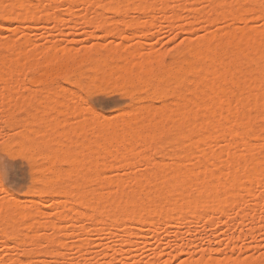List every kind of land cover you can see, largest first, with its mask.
<instances>
[{"label":"bare ground","instance_id":"1","mask_svg":"<svg viewBox=\"0 0 264 264\" xmlns=\"http://www.w3.org/2000/svg\"><path fill=\"white\" fill-rule=\"evenodd\" d=\"M42 1L0 0V21L16 19L17 14L18 16L29 14L32 18L39 16V19L40 17L46 18L47 13L49 14L52 10L55 11L56 6H59V4L62 5L61 2L66 5L68 4V8L70 7L71 9L72 7L76 9V7L79 8L81 5L88 4L90 7L86 9H92L91 7L93 6V8L95 7L93 12L95 11V14L98 13L99 15H105L103 13L104 11L108 13L106 4L119 5L123 3L125 5L124 8L117 7L111 10L110 7L109 9L112 12L115 10H119L120 13L122 11H137L151 15H155L163 7H166L170 12H173L175 8H179L180 11L181 8L182 11L187 9L189 16L187 15L186 31L192 36L195 19L205 18V16H214L217 18L219 16L225 17L229 15L233 20L242 22L245 20V16L251 13L245 12L237 15L231 9L220 10L215 7H209L207 9L201 7L203 10H194L195 8L189 5V0H51L53 6L50 3H48L50 6L45 3L46 6L44 7L42 5L41 7L40 3ZM44 1L47 2V0ZM44 1L42 4H44ZM195 1L197 2V0ZM206 1L203 3L207 4ZM58 2L59 4L56 5ZM198 2L200 1L198 0ZM207 2H209V5H212L219 4L222 0H208ZM228 2L231 3V1ZM5 4L9 5L6 9L3 7ZM173 4H178L179 7L173 8L171 6ZM98 5H104V7L101 8ZM131 5L140 6L139 10H137V7H132ZM144 5L148 7H144ZM255 11H258V9ZM40 13H42L41 16L39 15ZM43 14L45 15L44 17L42 16ZM190 36L185 46L188 57L186 60H181L177 68L175 67L176 69L172 67L173 65L165 64L161 56L146 55L138 58L137 56L142 54L136 49L121 45H97L79 51L76 54L77 56L74 54L75 52L72 53L70 50H66L67 48L60 49L55 45L46 49L35 47L34 53L30 58L31 62L33 61L34 63L33 66L40 68V70L42 69V72L39 71V74H41L40 83L44 87L38 86L37 89L39 87L43 88L41 90L39 89L38 92L45 89V94L41 92L43 100L48 97L47 100L53 101V89H50L52 83L55 82V77L60 76L63 79H67L71 72L78 74V71H73L79 70L84 65L89 66L94 71L102 70L106 72L104 75L108 73L112 74L115 71L113 65L115 66V64L120 63V59H122L123 63L125 62L124 60L127 61L125 62L126 64L129 65L130 63L128 68L129 78L134 81L138 78L142 81V85H146L144 86L146 88H149V86L150 88L153 86L159 88L163 81H167L169 83L167 84L170 85L176 79L177 74L185 77L183 92L184 103L191 102L195 108L199 109L200 121L199 125H193L186 130L184 122L179 118L181 115L180 104L176 105V107L178 106L177 110L174 111L176 108L173 109L174 114H178L177 116L167 112L166 109L161 108L155 111L150 106H146L140 111H133L135 113L132 112V115L129 114L130 117L125 118V120L123 119L124 121H121L118 126H113L106 121V123L102 122L101 124L98 123V125L96 122H88L86 119H83V121L73 126L70 132L60 134V130H57V126L61 124H59L60 119H57L58 121L54 119V123L51 120L53 117L56 118L60 113H63L62 111L65 109V105L61 101H58L60 104H63L64 108L62 107L63 109H61L58 106L59 109L56 112H52L54 111L53 107L59 103H55L52 106V111H45L46 108H50L53 104L51 101H49L51 103V105L49 104L50 107H48L49 102L46 104L47 100L45 102L47 107H43L40 105L41 103L39 105L37 104L36 107L32 105L34 106V110L31 108V112L29 111L30 113H28L31 115L29 117L33 118L32 123L34 125L32 129L34 131L38 130L40 133L42 132L43 136L30 139L31 141L29 140V142L37 147V155L41 158V161L45 162L44 164L42 163L43 166L41 164L39 168L37 167L39 169L38 178H43V183L34 190L39 195V198L40 196L47 198H41L39 200L37 197L38 199L30 200L34 202L27 209L28 214L31 216L30 222H23L22 215L16 208V205L26 204L19 202L22 199L18 200L20 198H14V201L0 203V230L10 231L13 234L20 235L21 239L16 241L19 247L25 244L27 245L30 242L34 246L28 252L32 257L42 251L52 253L49 249L39 248L40 245L35 243L38 238L52 245L54 250H57L58 245H65L60 235V233L67 231L66 225L60 222V219L63 220V218H65V221L66 218H69L68 221H72L73 224L75 222L77 224V221L81 220H85V222L90 220L91 224L96 225L101 231L109 230L110 227L125 226V231H122L127 235L125 233L122 234L128 237L130 236L127 242L131 244L133 242L132 238L140 237V233L144 228L151 230L155 226L154 229H156V224L158 225L156 217L162 216V218L168 219V224L175 217L180 220L179 218L184 216V218L191 219L193 217L195 219L199 217L198 220L201 217H207L209 220L207 218L202 220L213 223V219H216L217 216H220L217 220L222 218L221 215L225 217L226 215L224 214L225 212L228 213L229 208L233 209V207H238L242 198L245 199V203L246 200H251L250 197L255 199V197L260 196L257 188L261 185L260 175L261 171L264 170V163H262L261 159V149L264 148V139L261 136L264 133V129L259 127L261 104L258 97L261 94V87L264 85V36L259 31L255 32L247 28L241 32L224 29L219 33L210 32L197 38ZM16 42L14 40L9 42V44L12 43L10 44L12 46L7 43L3 46L2 43L0 44V107L5 106L6 103L9 107L13 105L9 101L19 96L15 87H17V84L19 86V84L24 82L22 66L15 65L16 67H13L14 65H9L10 60L7 62V55L4 51V49L7 53L12 51L7 46L14 47V49L16 47L20 50V45ZM6 47L9 48V51ZM185 49L183 52H185ZM179 52L181 53V51ZM12 54L10 52V57H12ZM115 59H118V62ZM114 60L117 63L114 62L113 64ZM121 64L120 67L124 66ZM128 65L124 67L127 68L126 66ZM197 66L202 71H199ZM124 67L121 69L124 70ZM82 69L80 70L82 71ZM116 69L118 70V68ZM119 73L117 72V75L113 77H117ZM128 81H125V83ZM129 84H132L131 81ZM232 87L242 91L246 98H251V104L248 106V119L251 121L249 125L251 130L246 137H235L232 135V128L228 127L229 123L233 127H238V120L239 122H243L244 120V103L241 104L238 115L234 105L228 104L226 101L221 102L225 95H228L229 99L235 98L234 94L230 91ZM37 89L35 87V91ZM19 98L20 101L18 100ZM16 99L23 107L29 104L23 97L19 96ZM16 99L13 102H16ZM39 100L41 101L42 99L39 98ZM54 102L57 101L54 100ZM5 108L7 112L8 109L7 107ZM66 109L64 110L65 113H72L70 111L71 109L69 110L71 113ZM89 110L92 109L89 108ZM49 115L52 116V119L48 117ZM15 117L17 116H14V119ZM8 121L10 124L13 122V116L10 113ZM55 129L58 133L53 132ZM200 133L203 134L201 135ZM164 135L168 139L170 137L169 140L177 143L175 144V155L178 161L173 166L171 165L172 167L169 166L171 168H168V170L172 173L169 175L166 174L168 165L165 161H158L152 156L148 157L145 155L149 148H153L151 139ZM24 138L26 137L22 136L21 139ZM252 139H258L259 142L257 141L255 144V141L253 140L252 142ZM220 142H225V147L223 146L224 144L220 147L218 145ZM217 145L220 150L224 149V151L218 152L220 150L218 149L217 151V148H215ZM162 147L160 148L161 150H163ZM153 149L156 152L157 149ZM245 152H247V155L243 154ZM194 157L197 158L195 163L192 162V159L195 160ZM141 161L145 162V168L147 167L146 170H148L142 176L137 175L138 177H135L133 176L134 174H128L129 176L131 175L129 180L126 178V175V177L123 175V178H121L122 176H116V179L108 176V170H112V167L115 168L118 165H127V167L131 165V167H136L139 164H135ZM62 163L68 164V166L70 165L76 175L83 176V178L89 180V182L91 181L93 184H99V189L96 192L94 188L93 191H84V188L83 191H75L77 188L71 190L64 186L68 176L63 173L64 169L60 167ZM124 177L127 182H125ZM51 182H56L57 184L50 185ZM68 184L71 186L70 182ZM78 185L80 186V183ZM113 186L115 188H112ZM151 186L153 187L151 188ZM71 187L73 188V184ZM74 187H77V185ZM82 187H84V184ZM100 187H104L106 190L102 189L103 191H100ZM246 196H248V199ZM58 197H65L68 200L67 202L72 203L69 209L74 214L70 213L71 217L70 215L66 217L67 214H62L64 213L63 211L62 213L59 212L61 213L59 215V222L57 220H41L39 218L41 217V207L48 200L57 201ZM259 203L256 202L255 205L258 207ZM241 204L239 207H241ZM79 205H83L86 211L84 210L85 212L82 211L79 213V210L82 209ZM78 206L80 208L79 210L77 209ZM260 206L262 210L264 206L261 203ZM76 213L81 214L79 220L78 217H72V215L76 216ZM215 214H217L216 217H214ZM227 216L229 217V213ZM4 221H7V224ZM72 222L68 223L72 225ZM147 226L152 227L147 228ZM131 227L135 229V232L129 231L127 233L126 231L129 230L127 228ZM44 230H49V234L46 231V233H43V236H40L41 231L44 232ZM2 231H0V236H3ZM152 231L154 230L152 229ZM155 235L158 237L159 233L156 232ZM143 236V233H141V237ZM123 237L121 239L124 240ZM83 244L80 243L78 245L79 247H84L85 244ZM5 245L9 246L6 240ZM56 256L58 255L54 257ZM215 262L219 264V261Z\"/></svg>","mask_w":264,"mask_h":264},{"label":"rangeland","instance_id":"2","mask_svg":"<svg viewBox=\"0 0 264 264\" xmlns=\"http://www.w3.org/2000/svg\"><path fill=\"white\" fill-rule=\"evenodd\" d=\"M43 1L40 3L41 7L42 5H44L45 7L46 6L45 3L46 4L50 3L52 5L51 0L50 1L47 0V2L44 1V4H42ZM199 1L200 2H198V0L197 2L195 0H189L188 3L189 5H191V7L193 6V8H195L194 10L196 9L203 10L201 9V7L202 5H204L206 0L204 1L199 0ZM207 1L206 3L209 4V2ZM59 2L56 3V5H58ZM61 4L62 5L59 4V6H56L55 11L52 10L53 13H55L54 15L53 13H51L52 12L51 11L49 14L47 13L46 18L44 17L45 16L44 14L42 15L44 18L40 17V19L39 16L32 18L29 14L23 16H18L17 14L16 17L17 20L7 19L4 21L3 20L0 21V44L2 43L3 46L6 43L9 44V42L14 40L17 41L16 43H18V45H20V50H19L16 47L15 49L14 47H10L12 46L10 45L12 43H10L9 44L10 46L7 47H9L10 50L12 51H9V48L7 47L6 49H8L9 52L7 53L5 49L4 51L6 52L7 55V62H9L10 60L9 65L12 64V66L14 65L13 67L22 66L21 68L23 69L24 72V76H23L24 82L19 84V86L17 84L16 85L17 87L15 88L17 89L18 95L20 97H23L30 104V105L29 104L24 105L23 107L22 104L19 103L20 98L18 99L19 101L17 102L16 98H18L19 96L14 98V100L16 99L18 105H16L17 104L16 102H13L14 100L12 101L8 100L9 102H12L13 105L9 107L6 103V105L3 106L4 109L2 106L0 107V110H2L0 112V126H2L5 121H8L9 113H10L13 116V122L9 125L10 129H14L16 132H19L21 138L22 136L26 138L30 137L28 138V140L38 138V136L39 138L43 136L42 132L40 133V131L38 130L34 131L32 129L34 125V123H32L33 118L32 117L30 118L29 116L31 115L28 113H30L31 108H33L34 106L36 107L37 104L39 105V103H41L40 105H42L43 107L45 106L47 107L46 104L49 101H51V100H47L48 97H46V95H44V97H46L47 99L44 98L43 100V96L41 94L42 93L45 94L44 93L45 89L43 91L38 92L39 89L40 90L43 89L41 87L44 86H42V84L40 83L41 74L39 73L42 72V69L40 70V68L33 66L34 63L33 61L31 62V58H30V56L34 53L35 47H39V49H46L52 45H55L60 49L67 48L66 50H70L72 53L75 52L74 54L76 55L81 50H86L97 45H109V46L121 45L127 48L136 49L140 54H142V55H138L137 56L138 58L146 55L161 56L165 64L171 66L173 65L172 67L174 68L175 67L177 68L178 63L181 60H186L188 57V53L186 52L185 49L187 40L190 36V34H188V32L186 31L187 21H188L187 18L189 16L187 9H184L182 11V8L180 7L181 11L179 8L178 9L175 8L173 12H170L166 7H163L162 9L157 11L155 15H151L148 13L137 12V11H133V12L122 11L120 13L119 10H115L112 12L111 5L106 4L105 6L108 7L107 10L108 13L104 11L103 13H105V15L104 14L99 15L98 13L95 14V11L93 12V9L95 8V7L93 8V6L91 7L92 9L89 8L87 10L86 8L90 7L88 4L84 6L81 5V7L79 8L76 7V9L75 7H72V9L70 7L68 8V4L66 5L65 3L62 2ZM41 14L42 13H40L39 15L41 16ZM246 16L247 19L243 20V23L248 25L247 27L248 30L250 29L253 30L255 21L253 20L252 14L248 13ZM141 17L145 19L141 20L140 19ZM256 19L258 20V16L256 17ZM198 21H202L203 23H200ZM249 21H252V23H249ZM221 29L235 30L237 32H241L243 29L246 28L241 27V21L239 22L235 21L229 15L225 17L219 16L217 18L214 16H205V18L195 19L193 23V33L192 36L190 37L197 38L198 36H202L210 32L219 33L223 31ZM253 31L258 32V30H253ZM171 33H176L178 39L183 38L182 47L183 50L185 49V52L182 51L180 53L179 50H177L171 56L165 55V53L168 50V43H166L165 41L171 40V35H170ZM174 47H176V45H174ZM10 52L13 53L12 57H10L9 55ZM115 60L113 61V64L114 62L115 63L118 62V59L116 60L117 62ZM120 61H119L120 63L115 64V66L113 65L114 70L116 72L114 71L112 74L108 73L104 75L106 72H103L102 70L94 71L93 69L91 70L89 66L84 65L80 68V69L83 68L82 71L80 69L73 71V72L78 71L79 72L78 74L71 72L67 79L66 78L63 79L60 76L54 78L55 82L52 83L50 89V90L53 89L52 95L54 97H52L53 101H51V103L53 104L51 105V103L49 102L48 107H50V105L51 107L46 108L45 111L47 110L52 111V109L54 108L53 109L54 111L52 112H56L60 107L61 109L64 108L63 104L65 105V109L68 108L69 106L67 101L69 100V98L72 96L79 98L82 92L91 101V104H89L86 109H81L79 114L77 113L76 108L72 107L66 109L68 112L71 111L72 112V113L70 112L71 114L65 113L64 111L65 109H63L62 111L63 113H60L58 116H56V118L53 117L52 119L51 115L48 116L50 117V119H52L51 120L52 123H54L55 121L54 119H56V121H58L57 119H60L59 124L60 123L61 124L57 126L58 129L56 128L57 130H60L59 131L60 134L65 132L67 133L68 131L70 132L72 127L75 126L78 122L83 121V119H86L88 122H96L97 124L98 123L101 124L102 122L106 121L111 123L113 126L116 125L118 126L121 121L123 122L125 118L127 119L128 117H130V115L135 113L133 111L136 112L140 111L142 108L146 106H150V108H152L155 111L161 108L166 109L167 112L174 114L173 109L176 108L174 109V111L177 110L178 107V106L176 107V105H178L177 103L175 102L169 103L168 100L152 99L150 93L145 92L144 89L146 87L144 86L146 85H142L141 80L137 78L134 81L129 78L130 75L128 72L129 70L128 68L130 63L129 65L126 64L125 63L127 62L126 60H124L125 62L123 63L122 59H120ZM121 63L124 66L128 65L126 66L127 68H125L124 66L120 67ZM115 67L118 68V70ZM122 67H124L123 68L124 70L121 69ZM117 72L118 73L120 72L118 74L119 77L115 76L114 78L113 76L117 75ZM37 73H38V77H37ZM121 73L123 74V76H121L122 75ZM88 76L89 77L92 76L90 77L91 80L89 79ZM105 76H108L109 78ZM120 76L123 78H121ZM127 77L128 79H126ZM86 80L88 81V83ZM125 81L128 82L125 83ZM130 81L132 84H129ZM85 82L88 84L89 88L91 89V94H89V92L84 89ZM38 83L40 84L38 85ZM167 83H168L167 81L166 82L163 81L161 87H169L170 85H172L170 87H173V83L170 85H168L169 83L168 84ZM38 86L41 87L37 89ZM35 87L37 89L36 91H35ZM149 89H151L150 86ZM39 98H41L44 101V103L42 100L41 102ZM54 100L57 102H54ZM58 101H61L63 104L61 103L62 104L61 105ZM55 103L56 104L59 103L61 106L59 104L55 105ZM52 106L54 107L52 108ZM5 107H7L8 109L7 112ZM19 108H21L22 110ZM89 108H91L92 110H89ZM85 111L89 113L87 118L84 115ZM174 115L177 116L178 114H174ZM14 116H17L18 118L15 117L14 119ZM56 129L55 131H53L54 133H58L56 132L57 131ZM2 131L3 128L0 127V132ZM8 134L10 135L11 131H9ZM159 138L165 140L166 146H163L162 147L163 150L160 149L159 152H157V150L155 152V149H153L154 147L151 148L152 153H154L152 157L157 159L158 161H165L167 163L168 167L166 174L169 175L171 171H169L168 168L170 169L178 161L175 155V151H176L175 144L177 143L169 140L166 135L160 136ZM253 140L255 141V144L257 143V141L259 142L258 139H252V142ZM220 143L218 145L221 147V145L224 144L225 142L223 143L220 142ZM218 145L215 146V148H217L216 149L217 151L219 149ZM223 146L225 147V144ZM36 149L37 147L34 146V149L31 152L26 153L30 162L20 161L22 171L25 168H27L28 170L27 172L23 173L25 176H30L33 171H35V173L38 176L39 166L42 163L43 164L45 163L41 161V158L37 155L38 150ZM223 151L224 149L218 152H223ZM194 158L196 161L197 158L196 157ZM143 162L141 161L135 164V165L139 164L136 167H134L133 165H132L133 167H131V165H129V167H127V165H123V166L118 165L115 168L112 167L113 168V169L111 168L112 170L107 169L109 171L108 176L116 179L117 177H121V176H122L121 178H123V175L124 176L126 175L127 177L126 176L125 177L128 178V180L130 176L133 174H134L133 176L135 177L137 175L142 176L144 175V173L148 172V170H146L147 167L145 168V162L144 163ZM43 164L41 166H43ZM34 165L36 166L35 168L33 167ZM60 167L64 169L63 173L69 177V178L67 177V181L65 182L64 185L67 188L71 190L77 188L75 191H83V188L84 191H91V190L93 191L95 189V192L97 191V189H99L98 186L99 184H93L91 183V181L89 182V180L83 178V176L76 175V173L72 171V167H70V165L68 166V164L62 163L60 164ZM137 167H139V171H137ZM128 174L131 175L129 176ZM81 180L84 181L85 183L84 182L81 183L82 182ZM86 181L88 182L89 186ZM69 182L71 183V186L73 184V188L70 186V184H68ZM125 182H127V180ZM28 183H31V180H29ZM78 183H80V186L78 185ZM53 184H57V183L56 182L50 183V185ZM83 184L84 187H82ZM76 185L77 187H74ZM152 187L153 186H151V188ZM35 188L36 187L28 188L26 185L23 184L20 185L19 187H13L11 190H8L4 187H0V203L7 201H14L15 200L14 198H20L18 200L22 199L23 201L21 200L19 202L26 203L25 205L30 207L32 206V203H34L30 200L39 198V195L34 190ZM112 188L115 187L113 186ZM102 189L104 190L105 188L104 187L101 188L100 191ZM257 190L258 192H260V186H258ZM41 198H45V197L40 196L39 200H41ZM246 198L248 199V196H246ZM257 198L255 197V199H252L250 197L252 201L251 200L249 201V199L248 201L246 200L245 203L248 204L249 207L244 208V210L241 211L239 210V208L243 207L245 200L242 198V200L240 201L241 203L243 202L242 204L240 203L241 207H239L240 206L239 204L238 206L239 208L237 206L233 207V209L229 208L230 211V212L228 211L229 217L227 216L228 213L225 212L224 214L226 215L225 217H223V215L220 214L222 218L220 220L219 219L217 220V218H220V216L219 217L217 216L216 219L215 218L213 219V223L211 221L206 222V220L205 221L202 220L207 217L205 218L201 217L199 220H198L199 217H196L197 219L196 220L194 217L193 219H191L187 217L184 218L185 217L184 216L179 218L180 220H178V218L176 217L174 218V220L170 219L173 221L172 222L170 221V223L168 224L167 221L168 219L166 220L164 217L162 218V216L156 217V219L158 220L157 223L160 226L157 227L158 225L156 224V229H154L155 226L152 225L154 227L152 228L154 231H152V229L146 230L144 228V230L141 232L143 233L144 236L141 237V233H140V237L138 236L139 238L138 237L132 238L133 242L131 244L127 242L128 238L130 239V236L128 237L123 235L125 232L123 233L122 230L125 231L124 229L125 226L124 227L117 226L113 228L110 227L109 230L107 229L105 231L103 230L101 231L100 228H98L96 225L91 224L90 220L89 221L87 220L86 222L85 220L84 221L81 220L82 222L77 221L79 223V225H77L78 223L76 224L75 221H74L75 223L73 224L72 221H68L69 218L68 219L66 218V221L65 218H63V220L60 219V222L66 225L67 231L60 233V235L65 245L64 244L63 246L58 245L57 250L59 249L58 251H60L61 253H63V251H68L72 255H74L77 259L94 258L100 261L101 264H103L104 261H112L113 259H115L116 264H127L129 260L133 261L134 264H153V261L167 260L169 258L168 255L169 253L172 254L171 259L173 261L181 257L184 258L192 257L195 259V258H199L203 254L204 250H207L208 257H210L211 260H215V261L231 260V259H235L236 257H242V258H250L252 256L258 257L256 246L264 243V236H262V232H264V229H261V219H260L261 211L264 210V207L261 210L260 203L261 205L264 206V201H260ZM67 201L68 200L65 197L64 198L58 197L57 201L48 200L45 203V205L41 207V214H40L41 217L39 218L41 220L44 219L43 221L57 220V222H59V218H53L51 216L49 212V206H51L52 211H55L57 213L59 212L62 213L63 211L64 213L62 214H67L66 217H69V215L71 217L70 213L74 214L72 210L69 209V207H71L70 204L72 203ZM256 202L257 203L260 202L259 203L260 207L259 206L257 207V205H255ZM79 206L83 210L82 209L79 210L80 209ZM79 206L77 207V209L79 210V213H81L82 211L85 210V207L83 205H79ZM232 210L233 212H231ZM238 211L240 213L239 215H237ZM255 211L257 212L256 214ZM80 215L81 214L76 213V216L72 215V217L73 216L78 217L79 220ZM216 215L217 214H215L214 217H216ZM164 220L166 221V223ZM159 221L161 224L159 223ZM68 222L70 223L72 222V225L69 224ZM152 226H147V228L148 227L151 228ZM127 229H129L128 231H126L127 233H129V231L135 232L134 231L135 229L133 227ZM145 230L146 232H144ZM46 231L47 234H49L48 233L49 230ZM46 231L44 230V232L43 231L41 232L46 233ZM156 232L159 233L158 237L157 235H155ZM3 237L4 236H0V239L2 238V240H0V249H5V253L3 257L0 258L11 257V259L13 260L20 259L22 261H25V264H28V262H30L31 264L32 263L48 264L49 261L56 262L61 259H66V257H64L62 254L60 256L58 255L54 257L55 255L53 253L45 252V251L39 252L32 257L28 253L30 249L34 248V246L30 244V242H28L27 245L25 244L22 247H19L16 241L9 243L7 242V245L9 246H6L5 238ZM122 237L124 238V240L121 239ZM80 243L85 244V245L83 244L84 247L80 246L82 247L81 249L78 245ZM77 245L79 248L77 247ZM169 245H171L172 247H169ZM39 248L42 247L40 246ZM78 249L83 251V253L85 254L84 257H81V251H79ZM233 249H235V254H233ZM22 251L27 252L28 256L24 257L17 255ZM113 251H115L114 254H112ZM256 264H259V260H257Z\"/></svg>","mask_w":264,"mask_h":264},{"label":"snow or ice","instance_id":"3","mask_svg":"<svg viewBox=\"0 0 264 264\" xmlns=\"http://www.w3.org/2000/svg\"><path fill=\"white\" fill-rule=\"evenodd\" d=\"M132 7H137V10H139L138 5H131ZM173 8L178 7V5H171ZM3 7L6 9L9 7V5L5 4ZM98 7L103 8L104 5H98ZM113 9L119 7L124 8L125 5L123 3L117 5L113 4L111 5ZM144 7H148L147 5H144ZM187 7V6H184ZM203 8H209V7H215L220 10H227L231 9L233 12L237 13V15L245 12H251L253 20L255 21L253 30H258L262 36H264V0H231V3L228 2V0H222L219 4H204L202 5ZM258 9V11H255ZM258 16V20L256 17ZM141 20H144L145 18L141 17ZM245 19H247V16H245ZM200 23H203L202 21H198ZM222 23V21H221ZM249 23H252V21H249ZM241 27L247 28L248 25L244 24L243 21L241 22ZM171 40H166L165 42L168 43V50L165 53L166 56L173 55L174 52L177 50L183 51V38H177L176 33H171ZM176 45V47H174ZM197 69L199 71H202V69H199V66H197ZM185 77L177 74L176 79L173 81V87H155L149 89L145 88V92L150 93V96L152 99L156 100H168L169 103L175 102L177 104L181 105V115L180 119L184 122L186 130L191 128L193 125H199L200 116H199V109L195 108L191 102L184 103V81ZM243 87V86H242ZM84 89L91 94V89L89 88L88 84L85 82ZM230 91L234 94L235 98L229 99L228 95H225L223 97V100L221 102L226 101L228 104L234 105L237 114L239 115L241 104L244 103V120L243 122H239L238 120V127H233L231 123H229L228 127L232 128V135L235 137L241 138L246 137L249 131L251 130L249 125L251 124V121L248 119V106L251 104V98H246L244 93L240 91L239 89H236L235 87H232ZM195 99V98H192ZM258 100L261 104V111H260V122L259 127L261 129H264V85L261 87V94L258 97ZM69 108L75 107L77 110V113L79 114L81 109H86L89 104H91V101L83 94L81 93L80 97L77 98L75 96H72L67 101ZM85 117L89 115L87 111L84 113ZM10 122L5 121L4 124L0 127L3 128V131L0 132V187H4L8 190H11L13 187H19L20 185H26L28 188L33 187H40L43 183V178H38L35 171L32 172L30 176H25L23 173L27 172V168L21 169L20 161H26L30 162L28 159V156L26 155L27 152H31L34 148V145H32L28 138L21 139L20 133L16 132L14 129H10L9 127ZM9 131H11V134L9 135ZM201 135L203 133H200ZM262 139H264V133H262L261 136ZM170 139V137H169ZM151 145L152 147L157 149V152L160 151L161 146H166V142L162 138L153 137L151 139ZM244 155H247V152L243 153ZM261 159L262 163H264V148L261 149ZM146 156L151 157L154 155L152 153L151 148L147 150L145 153ZM192 162L195 163L196 161L192 159ZM36 167L35 165L33 166ZM137 171H139V167H137ZM261 179V185H260V196L257 198L260 201H264V170L261 171L260 175ZM31 180V183H28V181ZM243 203V202H242ZM29 206L25 205H16V208L19 210V213L22 215V221L23 222H30L31 216L28 214ZM249 207L248 204L244 203L243 207L240 209L241 211L244 210V208ZM49 212L53 218H59V213L52 211L51 206H49ZM240 213L237 212V215ZM5 224H7V221H4ZM261 229H264V211L261 212ZM2 231V230H0ZM2 235L4 236L6 243L7 242H15L21 239L20 235L13 234L10 231H2ZM40 236H43V233H40ZM262 236H264V232H262ZM35 243L39 244L42 248L49 249L54 255H63L66 257V259H61L56 262L49 261L48 264H101L100 261L94 259V258H83V259H77L74 255H72L68 251H63L61 253L60 251L54 250L52 248V245L45 242L43 239H37ZM169 247H172L169 245ZM258 257L252 256L250 258H242V257H236L235 259L231 260H220L219 264H256L257 260H259V264H264V243L256 246ZM81 251V257H84L85 254L82 250ZM5 253V249H0V257H3ZM233 254H235V249H233ZM18 256H24L27 257V252H20L17 254ZM169 258L167 260H159V261H153V264H216L215 261L211 260L210 257H208L207 250L203 251V254L199 258H184L181 257L175 261L171 259L172 254L169 253ZM0 264H25V261L22 260H13L11 257L8 258H0ZM30 264V262H28ZM103 264H116L115 259L112 261H104ZM127 264H134L133 261L129 260Z\"/></svg>","mask_w":264,"mask_h":264}]
</instances>
